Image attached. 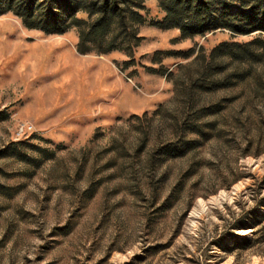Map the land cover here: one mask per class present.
Wrapping results in <instances>:
<instances>
[{
	"label": "rangeland",
	"instance_id": "1",
	"mask_svg": "<svg viewBox=\"0 0 264 264\" xmlns=\"http://www.w3.org/2000/svg\"><path fill=\"white\" fill-rule=\"evenodd\" d=\"M143 6L131 57L0 16V264H264V52L222 61L246 75L203 96L198 135L166 79L264 33L181 39ZM179 138L195 146L161 155Z\"/></svg>",
	"mask_w": 264,
	"mask_h": 264
},
{
	"label": "trees",
	"instance_id": "2",
	"mask_svg": "<svg viewBox=\"0 0 264 264\" xmlns=\"http://www.w3.org/2000/svg\"><path fill=\"white\" fill-rule=\"evenodd\" d=\"M143 1L0 0V16L12 14L25 28L47 35H62L75 30L76 51L81 55L90 52L103 55L118 51L131 57L142 41L138 29L145 23L141 14ZM155 1L163 18L150 25L160 30L175 29L181 39L203 36L215 30H226L233 36L255 31L264 33V0ZM257 50L264 52L263 40L255 39L244 44L222 42L207 57L197 54L191 63L179 66L176 75L166 74V79L173 85L174 100L191 116L184 118L177 126L181 132L200 134L199 119L213 114L216 109L214 104L204 105L203 96L244 79L246 72L227 71V64L222 61H257L262 55ZM129 64V61L124 62L125 66ZM164 109L165 106L161 105L154 114ZM177 140L164 145L161 155L181 157L184 151L195 146L184 138ZM240 240L247 242L248 238Z\"/></svg>",
	"mask_w": 264,
	"mask_h": 264
},
{
	"label": "built area",
	"instance_id": "3",
	"mask_svg": "<svg viewBox=\"0 0 264 264\" xmlns=\"http://www.w3.org/2000/svg\"><path fill=\"white\" fill-rule=\"evenodd\" d=\"M19 131H23V127H20V128H19Z\"/></svg>",
	"mask_w": 264,
	"mask_h": 264
},
{
	"label": "bare ground",
	"instance_id": "4",
	"mask_svg": "<svg viewBox=\"0 0 264 264\" xmlns=\"http://www.w3.org/2000/svg\"><path fill=\"white\" fill-rule=\"evenodd\" d=\"M211 204V203H210ZM205 205V204H204ZM204 209V208H203ZM201 211V210H200Z\"/></svg>",
	"mask_w": 264,
	"mask_h": 264
}]
</instances>
